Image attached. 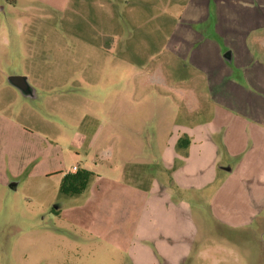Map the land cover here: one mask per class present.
<instances>
[{
    "label": "rangeland",
    "instance_id": "374dc122",
    "mask_svg": "<svg viewBox=\"0 0 264 264\" xmlns=\"http://www.w3.org/2000/svg\"><path fill=\"white\" fill-rule=\"evenodd\" d=\"M198 1L0 0V264H264V173H254L264 162L220 170L222 132L212 134L248 122L264 91L227 62L245 93L228 103L209 47L181 35L210 32L213 5ZM185 5L209 17L193 22ZM228 5L238 22L255 11ZM8 76H24L31 98ZM242 131L227 134L240 155L229 167L244 160ZM198 132L214 149L206 137L198 146ZM72 167L92 176L62 196ZM175 172L196 190L173 185Z\"/></svg>",
    "mask_w": 264,
    "mask_h": 264
},
{
    "label": "crops",
    "instance_id": "0c3cea01",
    "mask_svg": "<svg viewBox=\"0 0 264 264\" xmlns=\"http://www.w3.org/2000/svg\"><path fill=\"white\" fill-rule=\"evenodd\" d=\"M230 1L233 0H199L198 4H205L206 6L209 5V3H211L213 5L211 14L214 23L212 24V27H209L210 32H208V28H207V30L205 31L207 32L206 37H201L200 35H197V33L191 30L190 28H186L184 32H182L181 34L185 37L184 38L185 40H187L189 36V38L191 39L188 41H192V44H197L196 41L197 42L202 41L204 42L203 45L209 47L212 61L217 62V65L213 67L210 66V70L214 72L213 73L214 78L217 80V84H218L217 87L220 86L221 89H223V92H225V95H227V98H229L228 100L229 104H230V99H232L233 102L235 95L239 96V95H244L245 93L242 91L241 88H239L234 83L228 82L227 79L231 76V73L233 74L234 71L232 72L229 68L226 67L227 62L231 63V65L234 66L233 69L239 72V75L241 77L240 80L242 81V84L246 82V84L252 87L253 89H255V92H257L258 94H260L261 91H264V0H241L243 2H246L248 5L255 6L254 12L246 13L243 11V14H241L243 16L241 18L239 17L240 21L242 20L241 22L240 21L238 22L237 20L234 19L235 17L234 14L236 13V9H233V6L228 5ZM185 7L186 5L183 7L184 16H187L184 14V12H187L188 14L194 13L196 15V19L193 22H197L198 24H200L206 21L207 18L209 17L210 9H208V12H206L207 7L205 8V10L203 7H198V8L191 7L189 9L188 8L186 9ZM199 14H201L202 16L201 15L199 16ZM212 38H218L220 39L221 44H224L222 46L225 52L224 55H223V51L217 48L215 42L211 40ZM261 52L262 54H259ZM190 61H193V59H190ZM200 67L202 66L200 65ZM238 89L240 90V92H238ZM230 106L231 108H235V106H237V102L235 103V105H230ZM235 124L239 125L241 129L244 127V131H246V127H247V133L244 131L242 132L244 133V135H246V139L248 138L249 140L248 142H246V144H248L247 150H244L243 153L244 160H241L240 157V160L237 165L235 163L233 166L231 165V167H229L228 162L229 160H231V157L240 156L238 155L239 153L237 155L236 153H234V149L232 148L231 145L233 144V141L230 142L228 140L229 136L227 135L228 133H231V127H233ZM228 127L229 130H227ZM219 131L222 132L221 138L223 137L222 139L225 148V153H224L225 155L223 154V160L225 162L220 163V165L218 166L222 168L220 170L229 173L233 172L234 170H236L237 167L239 168V165L244 163V161L247 160V158L250 160L252 166H255V164L258 162L261 163L264 162V102L263 101H255L253 103L252 113L251 116L248 118V122L241 119H237L235 121L232 119L231 123L228 124L223 123L220 124L219 127H217L216 125L215 130L212 131L213 136L214 135L216 136L217 133H219ZM209 134H211V132L207 133L206 134L207 136L202 132H198L197 134L191 137L196 138L197 140L196 143L198 144V146L199 144H202V141L206 137V141L209 143L211 148L214 149L213 144L209 141L210 139ZM194 143L195 142L192 139L190 146L194 145ZM170 165L171 163L165 164L164 166L170 167ZM74 168L78 169L77 167ZM248 170L250 171V169ZM254 173H259V174L264 173V167L260 168V170H256ZM176 175H177L176 172L171 174L170 180L173 182V185L177 186L178 189L186 190L189 188H193L192 189L193 191L196 190L194 189V187L186 186L185 184L181 185L178 181L179 179L175 178ZM213 177L214 176H212V178ZM212 178H209L207 179V181L202 182L200 184L202 186H206L207 183ZM255 178L260 183L264 182V178L259 177L260 179L263 180L260 179L258 180L257 176H255ZM10 186L11 188H14V186L12 185ZM178 202L177 203L175 202L174 205L175 212L176 209H179V207L181 206L180 205L181 203L178 204ZM258 218H254V219L257 220ZM216 220L218 221V219ZM246 228H249L251 231L256 230L255 228H251V223H249V225L246 226ZM261 232H264V230Z\"/></svg>",
    "mask_w": 264,
    "mask_h": 264
},
{
    "label": "trees",
    "instance_id": "16d2710c",
    "mask_svg": "<svg viewBox=\"0 0 264 264\" xmlns=\"http://www.w3.org/2000/svg\"><path fill=\"white\" fill-rule=\"evenodd\" d=\"M13 2L14 0H11L10 3ZM187 145L188 139L186 135H182L176 142V148H178V150L181 149V151L185 150ZM91 176V172L79 169L63 175L58 186V193L67 197L81 194L85 190Z\"/></svg>",
    "mask_w": 264,
    "mask_h": 264
},
{
    "label": "water",
    "instance_id": "95a60500",
    "mask_svg": "<svg viewBox=\"0 0 264 264\" xmlns=\"http://www.w3.org/2000/svg\"><path fill=\"white\" fill-rule=\"evenodd\" d=\"M6 81L7 84L17 90L20 95L31 98L32 89L27 84L24 76H8Z\"/></svg>",
    "mask_w": 264,
    "mask_h": 264
},
{
    "label": "built area",
    "instance_id": "2783aa9c",
    "mask_svg": "<svg viewBox=\"0 0 264 264\" xmlns=\"http://www.w3.org/2000/svg\"><path fill=\"white\" fill-rule=\"evenodd\" d=\"M75 170H76V169L73 167V168H72V172H74Z\"/></svg>",
    "mask_w": 264,
    "mask_h": 264
}]
</instances>
